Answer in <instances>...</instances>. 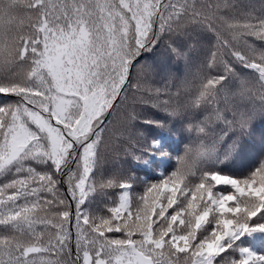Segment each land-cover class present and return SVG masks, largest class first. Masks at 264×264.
Wrapping results in <instances>:
<instances>
[{
	"label": "snow or ice",
	"instance_id": "obj_1",
	"mask_svg": "<svg viewBox=\"0 0 264 264\" xmlns=\"http://www.w3.org/2000/svg\"><path fill=\"white\" fill-rule=\"evenodd\" d=\"M199 35L209 39L185 49ZM158 48L185 61L202 51L181 89L138 79L145 63L138 58ZM181 91L182 107L161 99ZM130 95L133 106L150 104L171 118L205 108L244 126L254 113L241 110L237 119L220 104L255 99L264 111V3L0 0V98H7L0 103V264H264V256L234 247L244 233L264 231V222L248 223L264 217V164L245 179L213 173L185 185L166 176L132 199L118 171L100 178L104 134ZM129 115L139 119L135 108ZM122 139L134 159L147 151L123 132L116 147ZM217 185L232 190L214 195ZM110 189L120 191L106 214L82 211L92 192Z\"/></svg>",
	"mask_w": 264,
	"mask_h": 264
},
{
	"label": "trees",
	"instance_id": "obj_2",
	"mask_svg": "<svg viewBox=\"0 0 264 264\" xmlns=\"http://www.w3.org/2000/svg\"><path fill=\"white\" fill-rule=\"evenodd\" d=\"M238 4H262L264 0H236ZM207 35L195 36L184 42L187 49L188 44L199 47L201 41L208 40ZM179 42V41H178ZM259 43V42H257ZM202 51L193 50L189 53L187 61L176 59L166 48H158L154 52L144 53L139 60L144 61L142 73L138 79L143 83L147 80L153 88L164 87L169 80L172 81V91L181 89L182 82L188 80L197 71ZM242 73L247 70L240 69ZM235 85H233V89ZM148 100L154 99L144 93ZM187 94L180 92V97L161 96V99H172L175 106L177 99L181 107L183 106ZM7 98H0L2 103ZM130 95L129 101L121 108L113 120V127L104 134V144L101 145L100 154L103 157V167L100 170V178L104 179L113 172L118 171L123 177L128 179L131 187L128 189L130 199L133 194H140L144 186L152 182L159 181L166 177L174 168L172 156L181 151L190 136L185 132V125L199 121L204 118L210 109L202 108L196 112L191 110L185 112L181 117L171 118L160 108H153L150 104H136L133 106ZM164 106L162 105L161 108ZM221 108H233L237 112V119L241 110H247L253 115L246 121L244 126L238 122L228 124L218 121L211 129L213 135L222 137L218 152L214 158L208 161L206 168L213 174L226 175L233 179H245L253 173L261 164H264V111L258 100L241 99L236 97L225 105L222 101ZM135 108L139 119L131 121L130 112ZM183 110V109H182ZM227 120H232V113L225 114ZM151 118L162 122L161 126L146 125L141 123V119ZM239 126V127H237ZM123 132L130 136L138 144L143 143L147 151L139 154L138 158L125 154V146L131 147L128 139L119 140V147H116V134ZM143 133V138L138 135ZM90 178L95 181L96 172L94 170ZM66 191V186L61 185ZM229 185H217L212 188V192L226 194L231 191ZM120 189H110L105 192H92L81 206L82 211L92 214H106L107 207L117 200V193ZM264 222V217H253L249 220V226ZM234 247L247 249L249 252L264 256V231H254L244 233L235 241ZM233 258L240 259L238 252H233Z\"/></svg>",
	"mask_w": 264,
	"mask_h": 264
},
{
	"label": "clouds",
	"instance_id": "obj_3",
	"mask_svg": "<svg viewBox=\"0 0 264 264\" xmlns=\"http://www.w3.org/2000/svg\"><path fill=\"white\" fill-rule=\"evenodd\" d=\"M207 117L185 125V132L189 134L190 139L182 145L178 154L171 157L175 166L167 175L169 179L185 185H194L205 182L211 175L206 165L217 154L222 137L214 136L211 131L218 122L211 109L207 112ZM242 203L249 209L256 206L255 201ZM236 219L245 223L247 216H238Z\"/></svg>",
	"mask_w": 264,
	"mask_h": 264
}]
</instances>
